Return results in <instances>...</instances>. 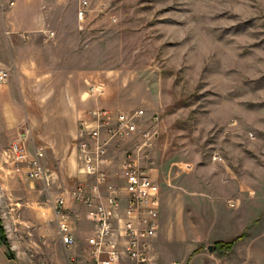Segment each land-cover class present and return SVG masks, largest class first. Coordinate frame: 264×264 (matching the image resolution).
Returning a JSON list of instances; mask_svg holds the SVG:
<instances>
[{
  "label": "rangeland",
  "instance_id": "obj_1",
  "mask_svg": "<svg viewBox=\"0 0 264 264\" xmlns=\"http://www.w3.org/2000/svg\"><path fill=\"white\" fill-rule=\"evenodd\" d=\"M2 76L0 264H95L94 208L70 198L94 112L109 113L110 184L126 198L131 157L160 189L150 264H264V0H0ZM137 112L135 135L112 133ZM14 145L27 161L41 150L50 180ZM114 218L118 238L124 208Z\"/></svg>",
  "mask_w": 264,
  "mask_h": 264
},
{
  "label": "built area",
  "instance_id": "obj_2",
  "mask_svg": "<svg viewBox=\"0 0 264 264\" xmlns=\"http://www.w3.org/2000/svg\"><path fill=\"white\" fill-rule=\"evenodd\" d=\"M87 5L84 4L78 12L79 21H84L86 17ZM4 79V76L1 77ZM143 112H137L133 116L120 114L115 120L116 128L113 134L120 137L133 136L136 133L135 118ZM92 117L98 118L94 128L82 125V131H88V145L83 143V174L88 175L89 179L76 187L70 195L74 202L85 204L91 211L93 222H96V230L93 237L89 239V244L93 249L95 264H125L127 258L135 264H150L149 242L156 235L159 228L160 218V189L152 180L148 169L138 165V159L131 158L124 165L123 178L126 183V198L110 184L107 172L106 151L103 146L98 144L99 127L110 126L109 113L94 112ZM111 133V134H112ZM115 136V135H113ZM150 134L146 137V142L150 141ZM95 142L96 144L92 143ZM145 146L149 147L147 144ZM14 160L17 165L27 162V174L32 180L49 181V175L43 166L44 154L41 150L31 159L27 158L23 149L14 145ZM89 181V182H88ZM93 181V183H91ZM89 188L90 193L85 189ZM105 191V196L102 190ZM126 203V207L124 205ZM67 198H60L55 204V214L59 221V230L62 234V241L67 248L75 245L76 240L71 232L69 225L70 214L67 207ZM124 208L125 221L123 230L118 238H115L116 228L114 215ZM120 222L123 219L116 217ZM122 224V223H121Z\"/></svg>",
  "mask_w": 264,
  "mask_h": 264
},
{
  "label": "bare ground",
  "instance_id": "obj_3",
  "mask_svg": "<svg viewBox=\"0 0 264 264\" xmlns=\"http://www.w3.org/2000/svg\"><path fill=\"white\" fill-rule=\"evenodd\" d=\"M0 79H1V77H0ZM4 79H5V78H4ZM4 79H3V80L1 79V80L4 81ZM33 181H34V180H33ZM56 201H57V200H56ZM55 204H56V203H55ZM54 211H55V208H54ZM68 213H69V211H68Z\"/></svg>",
  "mask_w": 264,
  "mask_h": 264
},
{
  "label": "crops",
  "instance_id": "obj_4",
  "mask_svg": "<svg viewBox=\"0 0 264 264\" xmlns=\"http://www.w3.org/2000/svg\"><path fill=\"white\" fill-rule=\"evenodd\" d=\"M2 252H3V254H5V251H4V248L2 247Z\"/></svg>",
  "mask_w": 264,
  "mask_h": 264
},
{
  "label": "water",
  "instance_id": "obj_5",
  "mask_svg": "<svg viewBox=\"0 0 264 264\" xmlns=\"http://www.w3.org/2000/svg\"><path fill=\"white\" fill-rule=\"evenodd\" d=\"M209 250L212 252L213 251V248H210Z\"/></svg>",
  "mask_w": 264,
  "mask_h": 264
}]
</instances>
